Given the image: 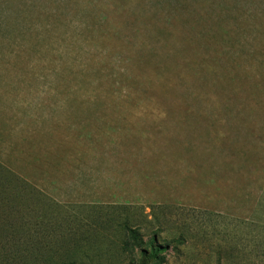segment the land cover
<instances>
[{"label": "rangeland", "instance_id": "rangeland-1", "mask_svg": "<svg viewBox=\"0 0 264 264\" xmlns=\"http://www.w3.org/2000/svg\"><path fill=\"white\" fill-rule=\"evenodd\" d=\"M0 236L5 264H264V0H0Z\"/></svg>", "mask_w": 264, "mask_h": 264}, {"label": "trees", "instance_id": "trees-1", "mask_svg": "<svg viewBox=\"0 0 264 264\" xmlns=\"http://www.w3.org/2000/svg\"><path fill=\"white\" fill-rule=\"evenodd\" d=\"M130 233L133 237V239H137V230L131 229ZM2 237L0 236V264H5L7 260L8 254L10 252H7L4 247H2L3 242H1ZM143 239L140 240V246L139 247V255H141V261L140 264H163L165 262L164 257L162 256V253L167 250V246L160 245L155 237H152L147 242H144ZM135 249V248H133ZM133 258H135V253H132ZM132 258V259H133ZM75 264V263H74ZM134 264H136V261H134Z\"/></svg>", "mask_w": 264, "mask_h": 264}]
</instances>
